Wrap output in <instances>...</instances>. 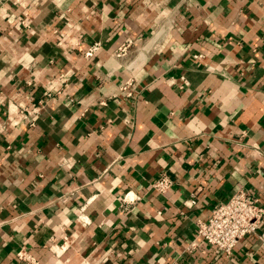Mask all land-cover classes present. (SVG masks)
<instances>
[{
    "label": "crops",
    "instance_id": "crops-1",
    "mask_svg": "<svg viewBox=\"0 0 264 264\" xmlns=\"http://www.w3.org/2000/svg\"><path fill=\"white\" fill-rule=\"evenodd\" d=\"M239 188L264 206V0L0 5V264H264V223L228 256L186 250Z\"/></svg>",
    "mask_w": 264,
    "mask_h": 264
},
{
    "label": "built area",
    "instance_id": "built-area-1",
    "mask_svg": "<svg viewBox=\"0 0 264 264\" xmlns=\"http://www.w3.org/2000/svg\"><path fill=\"white\" fill-rule=\"evenodd\" d=\"M7 0H0V5ZM187 3V0H183ZM26 14V13H25ZM26 16V15H25ZM25 16H18L17 19L25 23ZM141 38H126L125 41L114 52L117 57H126L132 47L138 48ZM99 43H93L84 51L86 57H91L99 48ZM140 47V46H139ZM197 61L200 55H194ZM180 79L185 82L181 76ZM179 87H182L179 84ZM120 91L125 96H131L134 91L132 79H126L120 84ZM173 179L165 172L161 171L151 181L150 186L161 195H165L172 187ZM141 199L140 194L127 190L119 201L121 210L129 211L135 203ZM197 203L195 191L185 201L186 205ZM264 223V206L258 203V199L247 189L239 188L235 190L227 199L216 202L210 209V213L204 220H199L196 224L194 236L189 241L186 250L191 251L197 247L198 241L209 245L217 253L230 255L237 243L256 233ZM264 238V232L260 235ZM17 257L28 264H39L33 256L24 248L17 253Z\"/></svg>",
    "mask_w": 264,
    "mask_h": 264
},
{
    "label": "bare ground",
    "instance_id": "bare-ground-1",
    "mask_svg": "<svg viewBox=\"0 0 264 264\" xmlns=\"http://www.w3.org/2000/svg\"><path fill=\"white\" fill-rule=\"evenodd\" d=\"M159 33V32H158ZM143 49V48H142ZM143 51V50H142ZM143 54V53H142Z\"/></svg>",
    "mask_w": 264,
    "mask_h": 264
}]
</instances>
